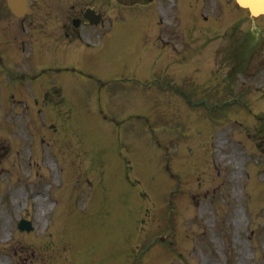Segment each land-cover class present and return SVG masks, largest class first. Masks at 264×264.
<instances>
[{
    "label": "rangeland",
    "instance_id": "1",
    "mask_svg": "<svg viewBox=\"0 0 264 264\" xmlns=\"http://www.w3.org/2000/svg\"><path fill=\"white\" fill-rule=\"evenodd\" d=\"M75 1H59L42 13L37 3L22 27L0 0L6 18L0 30L8 27L12 43L9 65L32 66L19 58L13 38L29 40L31 53L42 38L45 48L59 50L43 63L66 61L107 78L100 86L77 73H47L36 86L53 79L63 100L42 110L43 102L35 106L32 98L20 103L1 94L0 264H264V83L247 94L251 115L236 106L213 112L199 103L228 93L215 77L218 70L252 72L258 79L250 84L259 86L264 65L230 56L232 65L220 66V52L216 67L208 62L207 70L185 61L199 48L213 52L230 39H244L247 12L232 0H187L188 9L182 0H126L142 7L121 10L110 0L106 27L113 28V17L124 20L109 34L110 48L92 53L73 37ZM83 1L78 15L85 5L99 10L93 0ZM225 15L233 17L227 25L202 36L199 24ZM66 22L72 39L58 36ZM257 23L264 27V16ZM260 38L264 45V30ZM245 50L238 57L255 52ZM181 89L191 92L194 105ZM19 156L30 164L9 163ZM21 218L32 222L30 232L17 229Z\"/></svg>",
    "mask_w": 264,
    "mask_h": 264
},
{
    "label": "bare ground",
    "instance_id": "2",
    "mask_svg": "<svg viewBox=\"0 0 264 264\" xmlns=\"http://www.w3.org/2000/svg\"><path fill=\"white\" fill-rule=\"evenodd\" d=\"M243 8H249L251 14H257L260 9L264 8V0H240Z\"/></svg>",
    "mask_w": 264,
    "mask_h": 264
},
{
    "label": "water",
    "instance_id": "3",
    "mask_svg": "<svg viewBox=\"0 0 264 264\" xmlns=\"http://www.w3.org/2000/svg\"><path fill=\"white\" fill-rule=\"evenodd\" d=\"M243 2H245V0H243ZM261 10V9H260Z\"/></svg>",
    "mask_w": 264,
    "mask_h": 264
}]
</instances>
